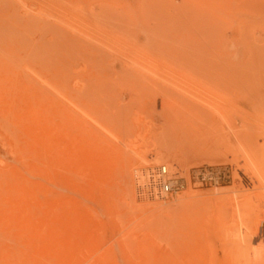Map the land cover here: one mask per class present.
<instances>
[{"label": "rangeland", "instance_id": "374dc122", "mask_svg": "<svg viewBox=\"0 0 264 264\" xmlns=\"http://www.w3.org/2000/svg\"><path fill=\"white\" fill-rule=\"evenodd\" d=\"M1 2L0 264H215V203L264 209V0ZM143 155L211 173L142 200Z\"/></svg>", "mask_w": 264, "mask_h": 264}, {"label": "bare ground", "instance_id": "6f19581e", "mask_svg": "<svg viewBox=\"0 0 264 264\" xmlns=\"http://www.w3.org/2000/svg\"><path fill=\"white\" fill-rule=\"evenodd\" d=\"M1 6H2V2L0 0V7ZM74 40H76V38ZM203 43L205 44L206 42L204 41ZM65 44L67 43L65 42ZM206 44L209 45V42ZM71 45H69L68 48L69 49L71 48V50H74L75 47L73 49L72 47H70ZM78 49H81V48L79 47ZM92 49L95 50V48H92ZM98 53H97V57L101 55V54L98 55ZM79 54H76V56ZM86 54L88 55V53ZM72 56H74V54ZM79 56H81V54ZM101 59L99 58L100 64H102ZM195 59L196 58L192 57L191 59L188 60L187 63L191 64L192 66L195 65V62L196 64H200V61H195ZM97 66H100V65H97ZM118 66L120 65L118 64L117 61L116 63L112 65V67L116 69L118 68ZM197 69H195L196 70L195 72H198L200 70V68L198 71ZM204 70H207V69H204ZM123 73H124L123 77L135 80L138 71L135 70L134 68H126L124 69ZM211 78H213L212 75H211ZM86 86H88V84ZM93 86L95 87V85ZM94 89L90 88V90L89 89L88 90L92 92V90ZM83 90H86V89L83 88ZM153 91H156L155 94L158 96L161 95L162 97L161 115L164 118V123L162 126L165 132H174L175 130H177L181 124V122H179L180 117L185 112L194 113L198 109L196 106L191 104L188 100L180 99L181 97L175 98V95H178V96L184 95L183 92H180V91L172 92L165 85H158ZM83 93L84 92L82 91V94ZM262 136L264 137V131L262 132ZM142 163H146V165H148V164H151L152 161L151 159H147L144 157L142 158ZM171 168L173 170L177 169L176 167L175 168L171 167ZM246 169L247 171L249 170L248 168ZM237 174H236V177H237ZM133 175H134V172H133ZM237 208H239L237 212H229L228 206H226V203H225V198L220 199L218 200V202L215 203V264H264V209L263 208L255 209L253 210V212H249L248 209L251 208V204L250 202L248 203L247 201L245 203L244 202L240 203ZM231 220L233 222L236 221V223L229 226L228 222H230Z\"/></svg>", "mask_w": 264, "mask_h": 264}, {"label": "built area", "instance_id": "2783aa9c", "mask_svg": "<svg viewBox=\"0 0 264 264\" xmlns=\"http://www.w3.org/2000/svg\"><path fill=\"white\" fill-rule=\"evenodd\" d=\"M173 170L166 163L148 164L134 169L136 196L142 200L163 199L179 194L206 178L211 171L207 169L186 171L178 166ZM211 175V174H209Z\"/></svg>", "mask_w": 264, "mask_h": 264}]
</instances>
